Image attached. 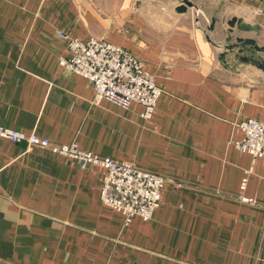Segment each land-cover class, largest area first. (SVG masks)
Returning <instances> with one entry per match:
<instances>
[{"label":"crops","instance_id":"crops-1","mask_svg":"<svg viewBox=\"0 0 264 264\" xmlns=\"http://www.w3.org/2000/svg\"><path fill=\"white\" fill-rule=\"evenodd\" d=\"M191 1L0 0V125L167 178L152 216L125 221L99 167L0 138V264H264V158L232 144L264 121V71L225 48L253 40L264 61V0ZM59 32L140 58L161 89L152 117L94 103Z\"/></svg>","mask_w":264,"mask_h":264},{"label":"built area","instance_id":"built-area-1","mask_svg":"<svg viewBox=\"0 0 264 264\" xmlns=\"http://www.w3.org/2000/svg\"><path fill=\"white\" fill-rule=\"evenodd\" d=\"M59 34L70 50V56L59 57L60 64L88 79L95 91L94 103L107 100L127 110L132 102H136L142 107L140 116L143 119L152 117L161 89L140 58L104 39L91 37L82 41L62 32ZM170 73L171 66H167L166 77ZM238 126L243 135L232 141L236 149L253 158H264V121L248 117ZM0 138L25 143L28 147L49 149L74 160L83 170L92 165L99 167L102 172L100 199L125 221L133 216L149 219L161 202V190L167 178L159 173L113 157L99 156L81 149L75 142L54 144L34 132L25 133L0 125ZM241 199L254 202L246 197Z\"/></svg>","mask_w":264,"mask_h":264},{"label":"water","instance_id":"water-1","mask_svg":"<svg viewBox=\"0 0 264 264\" xmlns=\"http://www.w3.org/2000/svg\"><path fill=\"white\" fill-rule=\"evenodd\" d=\"M177 5L174 7L176 13H183L187 11V8L197 9L196 5L191 0H177ZM234 23L230 21L228 24L232 26ZM209 29H213V23L209 26ZM225 48L230 52H235L237 59L243 63H249L255 67L264 71V61L261 57L255 55V52L261 51L255 45L253 40L237 38L233 44L225 45Z\"/></svg>","mask_w":264,"mask_h":264},{"label":"rangeland","instance_id":"rangeland-1","mask_svg":"<svg viewBox=\"0 0 264 264\" xmlns=\"http://www.w3.org/2000/svg\"><path fill=\"white\" fill-rule=\"evenodd\" d=\"M99 39H101V38H99Z\"/></svg>","mask_w":264,"mask_h":264}]
</instances>
